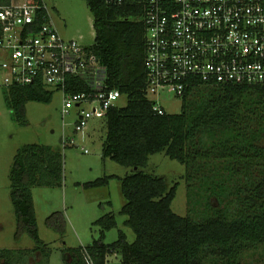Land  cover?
<instances>
[{
	"label": "trees",
	"instance_id": "trees-1",
	"mask_svg": "<svg viewBox=\"0 0 264 264\" xmlns=\"http://www.w3.org/2000/svg\"><path fill=\"white\" fill-rule=\"evenodd\" d=\"M85 1L96 30L91 49L106 66L110 87L128 99L104 114L103 155L133 169L121 178L126 201L120 212L128 217L135 240L130 242L121 230L116 241L105 243L106 232L117 226L116 216L105 214L95 221L100 237L67 248L66 264H88V257L94 264H108L116 252L121 264H255L248 260L250 251L264 247V86L196 84L183 94L180 113L160 114L145 91L146 31L140 7ZM11 3L0 0V6ZM6 88L7 104L22 124H27L29 101L49 103L54 94L39 82ZM158 152L186 165V216L172 209L177 185L169 188L164 177L143 170ZM62 176L58 149L39 143L18 149L10 172L16 237L26 232L36 247L20 255L0 251L1 264H29L39 252L48 260L32 187L60 184ZM113 177L87 186L107 184ZM46 223L65 235L64 213H52Z\"/></svg>",
	"mask_w": 264,
	"mask_h": 264
},
{
	"label": "built area",
	"instance_id": "built-area-1",
	"mask_svg": "<svg viewBox=\"0 0 264 264\" xmlns=\"http://www.w3.org/2000/svg\"><path fill=\"white\" fill-rule=\"evenodd\" d=\"M106 1L141 9L145 91L160 114L166 112L162 93L182 98L201 83L264 86V0ZM38 82L63 93L65 115L79 110L77 133L89 117L104 115L124 97L110 87L107 68L91 45L61 36L47 3L0 6V86ZM87 262L94 264L90 257Z\"/></svg>",
	"mask_w": 264,
	"mask_h": 264
},
{
	"label": "rangeland",
	"instance_id": "rangeland-1",
	"mask_svg": "<svg viewBox=\"0 0 264 264\" xmlns=\"http://www.w3.org/2000/svg\"><path fill=\"white\" fill-rule=\"evenodd\" d=\"M25 0H12L21 3ZM47 3L53 22L66 39H77L84 45L95 42L94 16L85 0H43ZM0 86V251L19 253L36 247L31 236L24 232L19 238L18 220L11 200L10 172L18 149L24 144L39 143L51 145L62 154L63 176L60 184L34 186V197L39 234L47 243L48 260L36 253L29 264H66V249L89 245L101 235L95 221L105 214L116 216L117 226L105 234L104 242L112 243L124 231L130 242L135 240L133 230L126 224L128 217L120 212L125 198L121 191V178L132 172L103 155V144L107 136V118L104 115L89 117L82 132L75 131L78 112L73 108L64 114L63 93L55 91L49 103L29 101L26 105L27 124L14 119L5 92ZM128 102L126 96L118 100L120 106ZM162 104L168 113H180L182 98L173 93H162ZM68 138V145L64 144ZM74 138V142H71ZM85 149L88 152H85ZM143 170L154 176L164 177L171 188L177 185L172 209L180 216L188 211L186 165L171 158L165 152L150 155ZM105 175H115L107 184L87 186ZM66 217L64 236L48 227L46 220L54 212ZM20 255V253L18 254ZM113 264H121V253L109 256ZM248 260L264 263V247L251 250ZM1 264V260H0Z\"/></svg>",
	"mask_w": 264,
	"mask_h": 264
}]
</instances>
